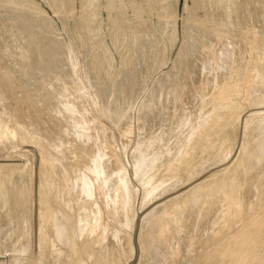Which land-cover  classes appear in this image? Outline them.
I'll return each instance as SVG.
<instances>
[{"label":"rangeland","instance_id":"1","mask_svg":"<svg viewBox=\"0 0 264 264\" xmlns=\"http://www.w3.org/2000/svg\"><path fill=\"white\" fill-rule=\"evenodd\" d=\"M263 12L264 0H0V264H229L232 238L255 214L247 262L264 264ZM240 174L253 187L234 193L238 219L223 203L228 182L214 192L213 182ZM209 182L208 197L192 198Z\"/></svg>","mask_w":264,"mask_h":264},{"label":"bare ground","instance_id":"2","mask_svg":"<svg viewBox=\"0 0 264 264\" xmlns=\"http://www.w3.org/2000/svg\"><path fill=\"white\" fill-rule=\"evenodd\" d=\"M10 1H11V0H10ZM25 1H27V0H25ZM55 1H56V0H55ZM19 2H20V1H19ZM52 2H53V1H52ZM84 2H85V1H84ZM12 3H13V2H12ZM49 3H50V2H49ZM230 3H231V2H230ZM254 3H255V2H254ZM16 4H17V3H16ZM31 4H32V3H31ZM213 4H214V3H213ZM223 4H224V3H223ZM23 5H24V4H23ZM82 5H83V4H82ZM199 5H200V4H199ZM14 6H15V5H14ZM34 6H35V5H34ZM54 6H55V5H54ZM205 6H206V5H205ZM201 7H202V6H201ZM3 8H4V7H3ZM53 8H54V7H53ZM169 8H170V7H169ZM256 8H257V7H256ZM261 8H262V7H261ZM7 9H8V8H7ZM200 10H201V9H200ZM2 11H3V10H2ZM13 11H14V10H13ZM18 11H19V10H18ZM257 11H258V10H257ZM11 12H12V11H11ZM20 13H21V12H20ZM263 13H264V12H263ZM29 14H30V13H29ZM11 15H12V14H11ZM19 15H20V14H19ZM169 15H170V14H168V16H169ZM245 15H246V14H245ZM15 16H16V15H15ZM15 16H14V17H15ZM17 16H18V15H17ZM33 16H34V15H33ZM35 17H36V15H35ZM169 17H170V16H169ZM169 17H168V18H169ZM18 18H19V17H18ZM217 18H218V17H217ZM233 18H234V17H233ZM16 19H17V18H16ZM20 19H21V18H20ZM37 19H38V18H37ZM214 19H215V18H214ZM218 19H219V18H218ZM258 19H259V18H258ZM14 20H15V19H14ZM24 20H25V19H24ZM202 20H203V19H202ZM235 20H236V19H235ZM254 20H255V19H254ZM0 21H1V20H0ZM11 21H12V20H11ZM16 21H20V20H16ZM41 21H42V20H41ZM43 21H44V20H43ZM82 21H83V20H82ZM247 21H248V20H247ZM259 21H260V20H259ZM12 22H13V21H12ZM27 22H28V19H27ZM87 22H88V21H87ZM218 22H219V21H218ZM39 23H40V21H39ZM47 23H48V22H47ZM171 23H172V22H171ZM197 23H198V22H197ZM216 23H217V22H216ZM244 23H245V22H244ZM251 23H252V22H251ZM260 23H261V22H260ZM18 24H19V23H18ZM218 24H219V23H218ZM89 25H90V24H89ZM221 25H222V24H221ZM36 26H37V25H36ZM36 26H35V27H36ZM44 26H45V25H44ZM115 26H116V25H115ZM202 26H203V25H202ZM12 27H13V26H12ZM24 27H25V26H24ZM30 27H31V26H30ZM212 27H213V26H212ZM27 28H28V27H27ZM214 28H215V27H214ZM243 28H244V27H243ZM6 29H7V28H6ZM22 29H23V28H22ZM25 29H26V28H25ZM49 29H50V28H49ZM114 29H115V28H114ZM31 30H32V29H31ZM31 30H30V31H31ZM210 30H211V29H210ZM250 31H251V30H250ZM47 32H48V31H47ZM80 32H81V31H80ZM9 33H10V31H9ZM33 33H34V32H33ZM48 33H49V32H48ZM82 33H83V32H82ZM211 33H212V32H211ZM45 34H46V33H45ZM49 34H50V33H49ZM54 34H55V33H54ZM54 34H53V35H54ZM78 34H79V33H78ZM203 34H204V33H203ZM34 35H35V34H34ZM41 35H42V34H41ZM55 35H56V34H55ZM211 35H212V34H211ZM35 36H36V35H35ZM82 36H83V35H82ZM84 36H85V35H84ZM201 36H202V34H201ZM26 37H27V36H26ZM51 37H52V36H51ZM36 38H37V37H36ZM36 38H35V39H36ZM45 38H46V36H45ZM54 38H55V37H54ZM57 38H58V37H57ZM83 38H84V37H83ZM189 38H190V37H189ZM38 39H39V38H38ZM55 39H56V38H55ZM26 40H27V39H26ZM26 40H25V41H26ZM30 40H31V39H30ZM32 40H33V39H32ZM47 40H48V39H47ZM52 40H53V39H52ZM56 40H58V39H56ZM154 40H155V39H154ZM251 40H252V39H251ZM34 41H35V40H34ZM53 41H54V40H53ZM58 41H59V40H58ZM203 41H204V40H203ZM41 42H42V41H41ZM89 42H90V41H89ZM204 42H206V41H204ZM210 42H211V41H210ZM213 42H214V41H213ZM26 43H27V42H26ZM52 43H53V42H52ZM52 43H51V44H52ZM55 43H56V42H55ZM114 43H115V42H114ZM198 43H199V42H198ZM198 43H197V44H198ZM230 43H231V42H230ZM233 43H234V42H233ZM17 44H18V43H17ZM33 45H35V43H34ZM49 45H50V44H49ZM52 45H53V44H52ZM56 45H57V44H56ZM193 45H194V44H193ZM47 46H48V45H47ZM195 46H196V45H195ZM207 46H208V45H207ZM216 46H217V45H216ZM31 47H32V46H31ZM27 48H28V47H27ZM27 48H25V49H27ZM39 48H40V46H39ZM50 48H51V47H50ZM203 48H204V47H203ZM219 48H220V46H219ZM19 49H20V48H19ZM36 49H37V48H36ZM146 49H147V48H146ZM194 49H195V48H194ZM204 49H205V48H204ZM216 49H217V48H216ZM56 50H59V49L56 48ZM205 50H206V49H205ZM251 50H252V49H251ZM8 51H9V50H8ZM25 51H26V50H25ZM59 51H60V50H59ZM59 51H58V52H59ZM89 51H90V50H89ZM199 51H200V50H199ZM253 51H254V50H253ZM23 52H24V51H23ZM23 52H22V53H23ZM43 52H44V51H43ZM45 52H47V51H45ZM139 52H140V51H139ZM196 52H197V50H196ZM223 52H224V51H223ZM231 52H232V51H231ZM256 52H257V51H256ZM12 53H13V51H12ZM26 53H27V52H26ZM28 53H29V52H28ZM30 53H31V52H30ZM55 53H56V52H55ZM198 53H199V52H198ZM216 53H217V52H216ZM225 53H226V52H225ZM241 53H242V52H241ZM51 54H52V53H51ZM205 54H206V53H205ZM213 54H214V53H213ZM217 54H218V53H217ZM229 54H230V53H229ZM231 54H232V53H231ZM19 55H20V54H19ZM24 55H25V54H24ZM39 55H40V53H39ZM49 55H50V54H49ZM59 55H60V54H59ZM88 55H89V54H88ZM221 55H222V54H221V52H220V56H221ZM235 55H236V54H235ZM41 56H42V55H41ZM46 56H47V55H46ZM54 56H55V54H54ZM136 56H137V55H136ZM144 56H145V55H144ZM209 56H210V55H209ZM232 56H233V55H232ZM250 56H251V54H250ZM252 56H253V55H252ZM51 57H52V56H51ZM186 57H187V56H186ZM210 57H211V56H210ZM218 57H219V56H217V58H218ZM222 57H223V56H222ZM242 57H243V56H242ZM194 58H195V57H194ZM229 58H230V57H229ZM23 59H24V58H23ZM25 59H26V58H25ZM35 59H36V58H35ZM37 59H38V58H37ZM44 59H45V58H44ZM51 59H52V58H51ZM247 59H249V58H247ZM57 60H58V59H57ZM92 60H93V59H92ZM202 60H203V59H202ZM215 60H216V59H215ZM221 60H222V59H221ZM225 60H226V59H225ZM230 60H231V59H230ZM258 60H259V59H258ZM51 61H52V60H51ZM231 61H232V60H231ZM26 62H27V61H26ZM131 62H132V61H131ZM192 62H193V61H192ZM223 62H224V60H223ZM250 62H251V61H250ZM35 63H36V62H35ZM93 63H94V62H93ZM136 63H137V62H136ZM203 63H204V62H203ZM217 63H218V62H217ZM230 63H231V62H230ZM51 64H52V63H51ZM53 64H54V63H53ZM206 64H207V63H206ZM20 65H21V64H20ZM131 65H132V64H131ZM138 65H139V64H138ZM191 65H192V64H191ZM230 65H232V64H230ZM189 66H190V65H189ZM201 66H202V65H201ZM193 67H194V66H193ZM218 67H219V66H218ZM223 67H224V65H223ZM16 68H17V67H16ZM126 68H127V67H126ZM221 68H222V67H221ZM247 68H248V67H247ZM251 68H252V67H251ZM20 69H21V68H20ZM92 70H93V69H92ZM251 70H252V69H251ZM253 70H254V69H253ZM27 71H28V70H27ZM37 71H38V70H37ZM53 71H54V70H53ZM62 71H64V70H62ZM225 71H226V70H225ZM101 72H102V71H101ZM185 72H186V71H185ZM189 72H190V71H189ZM6 73H7V72H6ZM6 73H5V74H6ZM19 73H20V72H19ZM25 73H26V71H25ZM57 73H58V72H57ZM57 73H56V74H57ZM61 73H62V72H61ZM69 73H70V72H69ZM197 73H198V72H197ZM225 73H226V72H225ZM227 73H228V71H227ZM229 73H230V72H229ZM250 73H251V72H250ZM59 74H60V73H59ZM59 74H58V75H59ZM88 74H89V73H88ZM95 74H96V73H95ZM127 74H128V73H127ZM188 74H189V73H188ZM246 74H247V73H246ZM60 75H61V74H60ZM101 75H102V74H101ZM129 75H130V74H129ZM192 75H193V74H192ZM234 75H235V74H234ZM36 76H39V75H36ZM102 76H103V75H102ZM174 76H175V75H174ZM220 76H221V75H220ZM222 76H223V75H222ZM250 76H251V75H250ZM48 77H49V76H48ZM182 77H183V76H182ZM209 77H210V76H209ZM52 78H53V77H52ZM52 78H51V79H52ZM176 78H177V77H176ZM221 78H222V77H221ZM223 78H224V77H223ZM250 78H251V77H250ZM250 78H249V79H250ZM255 78H256V77H255ZM3 79H4V78H3ZM67 79H68V78H67ZM245 79H247V78H245ZM58 80H59V79H58ZM101 80H102V79H101ZM185 80H186V79H185ZM212 80H213V79H212ZM223 80H224V79H223ZM223 80H222V81H223ZM238 80H239V79H238ZM252 80H253V79H252ZM50 81H52V80H50ZM63 81H64V80H63ZM65 81H66V80H65ZM102 81H103V80H102ZM191 81H192V80H191ZM201 81H202V80H201ZM216 81H217V80H216ZM242 81H243V80H242ZM5 82H6V81H5ZM224 82H225V81H224ZM254 82H255V81H253V85H254ZM61 83H62V82H61ZM249 83H250V82H249ZM39 84H40V83H39ZM57 84H58V83H57ZM71 84H72V83H71ZM108 84H109V82H108ZM180 84H181V83H180ZM221 84H222V83H221ZM229 84H230V83H229ZM245 84H246V83H245ZM261 84H262V83H261ZM45 85H46V84H45ZM64 85H65V84H64ZM69 85H70V84H69ZM88 85H89V84H88ZM190 85H191V84H190ZM192 85H193V84H192ZM4 86H5V85H4ZM62 86H63V85H62ZM65 86H66V85H65ZM186 86H187V85H186ZM210 86H211V85H210ZM243 86H244V85H243ZM31 87H32V86H31ZM63 87H64V86H63ZM183 87H184V86H183ZM191 87H192V86H191ZM66 88H68V87H66ZM172 89H173V88H172ZM179 89H180V88H179ZM244 89H245V88H244ZM248 89H249V88H248ZM251 89H252V87H251ZM15 90H17V89H15ZM45 90H46V89H45ZM70 90H71V89H70ZM74 90H75V89H74ZM194 90H195V89H194ZM221 90H222V89H220V91H221ZM246 90H247V89H246ZM28 91H29V90H28ZM47 91H48V90H47ZM203 91H204V90H203ZM222 91H223V90H222ZM222 91H221V92H222ZM249 91H250V90H249ZM5 92H7V91L5 90ZM30 92H31V91H30ZM42 92H43V91H42ZM50 92H51V91H50ZM60 92H62V94H63V91H60ZM171 92H172V91H171ZM209 92H210V91H209ZM74 93H75V92H74ZM183 93H184V92H183ZM213 93H214V92H213ZM216 93H217V92H216ZM219 93H220V92H218V94H219ZM260 93H261V92H260ZM10 94H11V93H10ZM32 94H33V93H32ZM46 94H47V93H46ZM49 94H50V93H49ZM203 94H204V93H203ZM220 94H221V93H220ZM250 94H251V93H250ZM22 95H23V94H22ZM189 95H190V94H189ZM204 95H205V94H204ZM208 95H210V93H209ZM221 95H222V94H221ZM230 95H231V93H230ZM51 96H52V95H51ZM63 96H64V95H63ZM66 96H67V95H66ZM69 96H70V94H69ZM71 96H72V95H71ZM202 96H203V95H202ZM218 96H220V95H218ZM223 96H224V95H223ZM231 96H232V95H231ZM215 97H216V95H215ZM36 98H37V97H36ZM71 98H72V97H71ZM200 98H201V97H200ZM227 98H228V97H227ZM30 99H31V98H30ZM37 99H38V98H37ZM51 99H52V98H51ZM163 99H164V98H163ZM188 99H189V98H188ZM201 99H202V98H201ZM219 99H220V98H218V100H219ZM229 99H230V98H229ZM68 100H69V99H68ZM94 100H95V99H94ZM210 100H211V99H210ZM164 101H165V100H164ZM211 101H212V100H211ZM227 101H228V100H227ZM230 101H231V100H230ZM230 101H229V102H230ZM232 101H233V99H232ZM11 103H12V102H11ZM23 103H24V102H23ZM168 103H169V102H168ZM210 103H211V102H210ZM0 104H1V103H0ZM33 104H34V103H33ZM40 104H41V103H40ZM64 104H65V103H64ZM25 105L28 106L27 104H25ZM25 105H24V106H25ZM42 105H43V104H42ZM66 105H67V104H66ZM75 105H76V104H75ZM193 105H194V104H193ZM217 105H218V104H217ZM4 106H5V105H4ZM6 106H7V105H6ZM12 106H14V105H12ZM52 106H53V105H52ZM62 106H63V105H62ZM72 106H73V105H72ZM196 106H197V105H196ZM201 106H202V105H201ZM189 107H190V106H189ZM206 107H207V105H206ZM217 107H218V106H217ZM219 107H220V106H219ZM223 107H224V106H223ZM228 107H229V106H228ZM0 108H1V107H0ZM3 108H4V107H3ZM3 108H2V109H3ZM72 108H73V107H72ZM78 108H79V107H78ZM202 108H203V107H202ZM213 108H214V106H213ZM224 108H225V107H224ZM230 108H231V106H230ZM27 109H28V108H27ZM52 109H53V108H52ZM203 109H204V108H203ZM203 109H202V110H203ZM210 109H211V108H210ZM219 109H220V108H219ZM222 109H223V108H222ZM18 110H19V108H18ZM61 110H62V109H61ZM197 110H198V109H197ZM199 110H200V109H199ZM3 111H4V109H3ZM9 111H10V109H9ZM65 111H66V110H65ZM72 111H73V110H72ZM74 111H75V110H74ZM194 111H195V110H194ZM203 111H204V110H203ZM211 111H212V110H211ZM43 112H44V111H43ZM75 112H76V111H75ZM75 112H74V113H75ZM79 112H80V111H79ZM204 112H205V111H204ZM209 112H210V111H209ZM3 113H4V112H3ZM6 113H7V112H6ZM40 113H41V112H40ZM51 113H53V112H51ZM62 113H63V112H62ZM77 113H78V112H77ZM80 113H81V112H80ZM180 113H181V112H180ZM197 113H198V112H197ZM218 113H219V112H218ZM222 113H224V112H222ZM226 113H227V111H226ZM66 114H67V113H66ZM71 114H72V113H70V115H71ZM185 114H186V113H185ZM194 114H196V113H194ZM208 114H209V113H208ZM208 114H207L206 116H208ZM210 114H211V113H210ZM216 114H217V113H216ZM0 115H2V114H0ZM7 115H8V114H6V117H7ZM10 115H11V114H10ZM36 115H37V114H36ZM42 115H43V114H42ZM74 115H75V114H74ZM213 115H214V114H213ZM3 116H4V115H3ZM80 116H81V115H80ZM80 116H78V118H79ZM195 116H196V115H195ZM197 116H198V115H197ZM199 116H200V114H199ZM1 117H2V116H1ZM22 117H23V115H22ZM46 117H47V116H46ZM56 117H57V116H56ZM61 117H62V116H61ZM187 117H188V116H187ZM191 117H192V116H191ZM193 117H194V116H193ZM200 117H201V116H200ZM211 117H212V116H211ZM214 117H215V116H214ZM217 117H218V116H217ZM52 118H53V117H52ZM58 118H59V117H58ZM67 118H68V116H67ZM70 118H72V117H70ZM207 118H208V117H207ZM225 118H226V117H225ZM0 119H1V118H0ZM4 119H5V118H4ZM186 119H187V118H186ZM196 119H197V117H196ZM208 119H209V118H208ZM211 119H212V118H211ZM220 119H222V118H220ZM24 120H25V119H24ZM66 120H67V119H66ZM194 120H195V119H194ZM204 120H205V119H204ZM213 120H214V119H213ZM216 120H219V119H216ZM4 121H6V120H4ZM32 121H33V120H32ZM70 121H71V120H70ZM73 121H74V120H73ZM76 121H77V120H76ZM190 121H191V120H190ZM195 121H196V120H195ZM198 121H199V120H198ZM207 121H208V120H207ZM255 121H256V120H255ZM17 122H18V121H17ZM25 122H26V121H25ZM83 122H84V121H83ZM210 122H211V121H210ZM216 122H218V121H216ZM216 122H215V123H216ZM219 122H220V121H219ZM22 123H23V122H22ZM22 123H21V124H22ZM40 123H41V122H40ZM49 123H52V122H49ZM76 123H77V122H76ZM204 123H205V121H204ZM206 123H207V122H206ZM208 123H209V121H208ZM215 123H214V124H215ZM78 124H79V123H78ZM82 124H83V123H82ZM197 124H198V123H197ZM199 124H200V123H199ZM260 124H261V123H260ZM0 125H1V124H0ZM9 125H10V124H9ZM24 125H25V124H24ZM37 125H38V123H37ZM51 125H52V124H51ZM59 125H60V124H59ZM181 125H182V124H181ZM194 125H195V124H194ZM207 125H208V124H206L205 126H207ZM19 126H22V125H19ZM31 126H32V125H31ZM47 126H48V125H47ZM89 126H90V125H89ZM201 126H202V125H201ZM205 126H204V127H205ZM17 127H18V126H17ZM37 127H38V126H37ZM74 127H75V126H74ZM93 127H94V126H93ZM183 127H184V126H183ZM195 127H196V126H195ZM221 127H222V126H221ZM20 128H21V127H20ZM20 128H19V129H20ZM60 128H61V127H60ZM60 128H58V129H60ZM201 128H203V127H201ZM257 128H258V127H257ZM0 129H2V128H0ZM10 129H11V128H10ZM39 129H40V128H39ZM55 129H56V128H55ZM68 129H69V128H68ZM76 129H77V128H76ZM78 129H79V127H78ZM99 129H100V128H99ZM102 129H103V128H102ZM204 129H205V128H204ZM218 129H219V128H218ZM34 130H35V129H34ZM47 130H48V129H47ZM62 130H63V129H62ZM65 130H66V129H65ZM80 130H81V129H80ZM93 130H94V129H93ZM202 130H203V129H202ZM258 130H259V129H258ZM260 130H261V129H260ZM8 131H10V130H8ZM49 131H51V130H49ZM58 131H59V130H58ZM197 131H198V129H197ZM200 131H201V129H200ZM103 132H104V131H103ZM190 132H193V131L190 130ZM259 132H260V131H259ZM2 133H3V132H2ZM8 133H9V132H8ZM46 133H47V132H46ZM66 133H68V132H66ZM186 133H187V132H186ZM196 133H197V132H196ZM257 133H258V132H257ZM14 134H15V133H14ZM23 134H24V133H23ZM41 134H43V133H41ZM57 134H58V133H57ZM187 134H188V133H187ZM200 134H202V133H200ZM50 135H51V134H50ZM72 135H73V134H72ZM74 135H75V134H74ZM95 135H96V134H95ZM170 135H171V134H170ZM195 135H196V134H194V136H195ZM37 136H38V135H37ZM42 136H43V135H42ZM69 136H70V135H69ZM20 137H21V136H20ZM72 137H73V136H72ZM96 137H97V136H96ZM184 137H186V136H184ZM184 137H183V138H184ZM189 137H190V136H189ZM189 137H188V138H189ZM209 137H210V136H209ZM18 138H19V137H18ZM39 138H40V137H39ZM203 138H204V137H203ZM260 138H262V136H261ZM260 138H259V139H260ZM27 139H28V138H27ZM58 139H59V138H58ZM75 139H76V138H75ZM174 139H176V138H174ZM207 139H208V137H207ZM209 139H211V137H210ZM56 140H57V139H56ZM60 140H61V139H60ZM166 140H167V139H166ZM182 140H183V139H182ZM184 140H185V139H184ZM192 141H193V140H192ZM192 141H191V142H192ZM258 141H259V140H258ZM27 142H28V141H27ZM36 142H37V141H36ZM58 142H59V140H58ZM71 142H72V141H71ZM23 143H24V142H23ZM49 143H50V142H49ZM54 143H55V142H54ZM182 143H183V142H182ZM202 143H203V142H202ZM75 144H76V143H75ZM183 144H184V143H183ZM187 144H189V143H187ZM194 144H195V143H194ZM69 145H70V144H69ZM77 145H78V144H77ZM202 145H203V144H202ZM257 145H258V143H257ZM100 146H101V145H100ZM183 146H184V145H183ZM185 146H186V145H185ZM193 146H194V145H193ZM241 146H242V145H241ZM259 146H260V145H259ZM21 147H22V146H21ZM21 147H20V148H21ZM49 147H50V146H49ZM63 147H64V146H63ZM246 147H247V146H246ZM16 148H17V147H16ZM20 148H19V149H20ZM27 148H28V147H27ZM29 148H30V147H29ZM45 148H46V147H45ZM57 148H58V147H57ZM76 148H77V147H76ZM182 148H183V147H182ZM243 148H244V147H243ZM257 148H259V147H257ZM177 149H178V148H177ZM190 149H192V148H190ZM247 149H248V148H247ZM22 150L24 151L23 153L25 154V151H26V150H24V146H23ZM28 150H29V149H28ZM28 150H27V151H28ZM172 150H173V149H172ZM185 150H186V149H185ZM195 150H196V149H195ZM262 150H263V149H262ZM19 151H20V150H19ZM27 151H26V154H27ZM34 151H35V150H34ZM34 151H32V152H34ZM36 151H37V150H36ZM241 151H242V149H241ZM241 151H240V154L243 153V152H241ZM29 152H30V151H29ZM47 152H48V151H47ZM64 152H65V151H64ZM159 152H160V151H159ZM168 152H169V150H168ZM168 152H167V153H168ZM179 152H180V151H179ZM193 152H194V151H193ZM252 152H253V151H252ZM20 153H22V152H20ZM30 153H31V152H30ZM41 153H42V152H41ZM43 153H44V152H43ZM171 153H172V151H171ZM190 153H191V152H190ZM244 153H245V152H244ZM36 154H37V153H36ZM261 154H262V153H260V155H261ZM27 155H28V154H27ZM27 155H26V157H27ZM33 155H34V154H32V155H30V156H33ZM166 155H167V154H166ZM177 155H178V154H177ZM188 155H189V154H188ZM241 155H242V154H241ZM244 155H245V154H244ZM244 155L242 156V158L239 156L240 158H239V159L237 160V162H236V170H237L240 166H241V168L243 167V165H241V164H242V163H245V162H246V159L251 158V157H250L251 152L248 154L247 158H245ZM8 156H9V155H8ZM23 156H24V155H23ZM30 156H29V159L32 158V157L30 158ZM37 156H38V155H37ZM167 156H168V155H167ZM227 156H229V155H227ZM35 157H36V156H35ZM41 157H42V155H41ZM165 157H166V156H165ZM171 157H172V156H171ZM177 157H179V156H177ZM185 157H186V156H185ZM188 157H189V156H188ZM33 158H34V156H33ZM38 158H39V157H38ZM167 158H168V157H167ZM192 158H193V157H192ZM252 158H253V157H252ZM254 158H255V157H254ZM27 159H28V158H27ZM29 159H28V160H29ZM108 159H109V158H108ZM165 159H166V158H165ZM168 159H169V158H168ZM177 159H178V158H177ZM188 159H189V158H188ZM255 159H257V158H255ZM9 160H10V159H9ZM31 160H33V159H31ZM34 160H37V157H36V159H34ZM39 160H40V159H39ZM67 160H68V159H67ZM258 160H259V159H258ZM161 161H162V160H161ZM167 161H168V160H167ZM178 161H179V159H178ZM262 161H263V160H262ZM25 162H26V161H25ZM35 162H36V161H35ZM86 162H87V161H86ZM94 162H95V161H94ZM101 162H102V161H101ZM109 162H110V161H109ZM176 162H177V161H176ZM29 163H30V162H29ZM37 163H38V162H37ZM41 163H42V162H41ZM43 163H44V162H43ZM103 163H104V162H103ZM221 163H222V162H221ZM248 163H249V162H248ZM25 164H26V163H25ZM31 164L34 165V164H36V163L33 164V163L31 162ZM31 164H30V165H31ZM51 164H52V163H51ZM156 164H157V163H156ZM6 165H7V164H6ZM14 165H15V164H14ZM20 165H21V164H20ZM20 165H19V166H20ZM27 165H28V164H27ZM30 165H28V166L30 167ZM32 165H31V166H32ZM36 165H37V164H36ZM42 165H43V164H42ZM53 165H54V164H53ZM154 165H155V164H154ZM233 165H234V164H233ZM259 165H260V164H259ZM259 165H258V166H259ZM263 165H264V164H263ZM49 166L51 167L50 164H49ZM102 166H103V165H102ZM152 166H153V165H152ZM169 166H170V165H169ZM216 166H217V165H216ZM256 166H257V165H256ZM4 167H5V166H4ZM6 167H7V166H6ZM34 167H36V166H34ZM34 167H33V168L31 167V168L34 169ZM66 167H67V166H66ZM100 167H101V165H100ZM106 167H107V166H106ZM113 167H114V166H113ZM234 167H235V166H234ZM244 167H246V166H244ZM18 168H19V167H18ZM25 168H27V167H25ZM48 168H49V167H48ZM181 168H183V167H181ZM181 168H180V169H181ZM207 168H208V166L206 167V170H207ZM226 168H227V167H226ZM249 168H250V167H249ZM261 168H262V167H261ZM0 169H1V167H0ZM4 169H6V168H4ZM19 169H20V168H19ZM35 169H36V168H35ZM49 169H51V168H49ZM161 169H162V168H161ZM168 169H169V168H168ZM245 169H246V168H245ZM247 169H248V168H247ZM257 169H258V168H257ZM27 170H28V169H27ZM44 170L46 171L45 167H44ZM44 170L42 171L43 173H44ZM51 170H52V169H51ZM201 170H202V169H201ZM224 170H225V169H224ZM228 170H229V169H228ZM238 170H240V169H238ZM238 170H237V171H238ZM242 170H243V169H242ZM47 171H49V170H47ZM61 171H62V170H61ZM114 171H115V170H114ZM237 171H236V172H237ZM245 171H247V170H244L243 172H245ZM248 171H250V170H248ZM254 171H255V170H254ZM6 172H7V171H6ZM25 172H26V171H25ZM29 172L34 173L33 170H32V171H29ZM29 172H27V174H28ZM50 172H51V171H50ZM52 172H53V171H52ZM57 172H58V171H57ZM206 172H207V171H206ZM243 172H242V173H243ZM36 173H37V172H36ZM239 173H240V172H239ZM246 173H248V172H246ZM249 173H250V172H249ZM27 174H26V175H27ZM29 174H30V173H29ZM47 174L49 175V173H47ZM47 174H46V175H47ZM50 174H51V173H50ZM53 174H54V173H53ZM59 174H60V173H59ZM64 174H65V173H64ZM66 174H67V173H66ZM16 175H17V174H16ZM18 175H19V174H18ZM51 175H52V174H51ZM51 175H50V177H51ZM56 175H57V174H56ZM61 175H62V173H61ZM103 175H104V174H103ZM222 175H223V174H222ZM248 175H249V174H248ZM255 175H256V174H255ZM30 176L32 177L31 174H30ZM33 176H36V175H33ZM42 176H44V175H41V177H42ZM53 176H54V175H53ZM213 176H214V175H213ZM249 176H251V174H250ZM261 176H262V174H261ZM261 176H260V177H261ZM7 177H8V176H7ZM12 177H13V176H12ZM20 177H21V176H20ZM58 177H59V176H58ZM64 177H65V175H64ZM82 177H83V176H82ZM174 177H175V176H174ZM226 177H227V176H226ZM226 177H225V178H226ZM232 177H233V176H232ZM238 177H239V178H235V177H233V178H231V180H228V179H227L228 181H226V182H224V183H223L224 180L222 181V179H221L220 181H222V184H220V183L217 184L218 181H217V183H216V182H215V183L213 182V184L216 185L215 188L213 187L214 190L208 187L209 184H210V186H211V183H210V182L208 183V185H207V184H206V185H204V184L201 185V183H202V182H201L200 185L198 184L199 186H196L195 188L193 187V189L190 190V191H188V192H192V191H194L193 194H192V198H193V196L196 194V195H195L196 198H194V199H197V200H199V202H200L199 197H204V195L207 193V191H205V190H207V189L209 188V190H213V192H214L215 190H218V187L225 186V185L227 184V182H228V184L226 185V186H228V192L226 191V192H227L226 195H227V194H229V195H227V196L224 195V196H226V197H224V199L226 198V199H225L226 201H225V202L223 201V203H227V204H226V205H227L226 210H228V211H230L231 207H233V213H234V211H235V215H236V217H237L238 219H241V216H242V214H240L241 210H240V212L236 211L237 208H239V206L236 205V207H234V206H235L234 204L237 202L236 197H234V196L237 195V190H238V189H239V191H240V188L243 189V187H244V188L249 187L250 190H251V188H252L253 186H252V187L249 186V183H250V182H248V179H247V178H246L247 180L244 182V179H245V178H244L243 174H240V176H238ZM0 178H2V177H0ZM27 178H28V177H27ZM43 178H44V177H43ZM46 178H47V177H46ZM62 178H63V177H62ZM191 178H192V177H191ZM216 178H218V177H216ZM225 178H224V179H225ZM28 179H29V178H28ZM31 179H32V178H31ZM31 179H30V180H31ZM35 179H36V178H35ZM40 179H41V178H40ZM119 179H120V178H119ZM229 179H230V177H229ZM256 179H257V178H256ZM1 180H2V179H1ZM37 180H38V179H36V181H37ZM41 180H42V179H41ZM44 180H45V179H44ZM56 180H57V179H56ZM62 180H63V179H62ZM252 180H253V179H252ZM6 181H7V180H6ZM24 181H25V180H24ZM36 181H35V182H36ZM82 181H83V180H82ZM194 181H195V180H194ZM220 181H219V182H220ZM1 182L3 183L4 181H1ZM27 182H28V181H27ZM33 182H34V177H33ZM46 182H47V181H46ZM57 182H58V181H57ZM118 182H119V181H118ZM188 182H189V181H188ZM7 183H8V182H7ZM11 183H12V182H11ZM29 183H30V182H29ZM29 183H28V184H29ZM31 183H32V182H31ZM31 183H30L29 186H31ZM44 183H45V182H44ZM60 183H61V182H60ZM204 183H205V182H204ZM32 184H36V183H32ZM258 184H259V183H258ZM262 184H263V183H262ZM23 185H24V184H23ZM40 185H41V184H40ZM44 185H46V183H45ZM51 185H53V184H51ZM66 185H67V184H66ZM254 185H255V184H254ZM0 186H2V184H1ZM29 186H28V187H29ZM47 186H48V184H47ZM47 186H46V187H47ZM54 186H55V185H54ZM54 186H53V187H54ZM206 186H207L208 188H206ZM28 187H24V186H23V189L25 190V188H28ZM33 187H34V185H33ZM259 187H260V185H259ZM29 188H30V187H29ZM55 188H56V187H55ZM65 188H66V187H65ZM249 188H248V189H249ZM256 188H257V187H256ZM260 188H261V187H260ZM176 189H177V188H176ZM176 189H175V190H176ZM226 189H227V188H226ZM257 189H258V188H257ZM262 189H263V187L261 188V190H262ZM13 190H15V189H13ZM26 190L28 191L29 189H26ZM26 190H25V191H26ZM258 190H260V189H258ZM263 190H264V189H263ZM10 191H11V190H10ZM10 191H9V192H10ZM40 191H41V190H40ZM43 191H44V190H43ZM52 191H53V190H52ZM243 191H244V190H243ZM243 191H242V192H243ZM255 191H256V190H255ZM30 192H31V191H30ZM32 192H33V191H32ZM34 192H35V191H34ZM48 192H49V191H48ZM246 192H247V191H246ZM248 192H250V191H248ZM252 192H253V191H252ZM38 193H39V192H38ZM40 193H42V191H41ZM194 193H195V194H194ZM198 193H199V194H202V195L199 196ZM208 193H209V191H208ZM218 193H219V192H218ZM234 193H236V194L234 195ZM250 193H251V192H250ZM15 194H16V192H15ZM19 194H20V193H19ZM42 194H43V193H42ZM51 194H52V193H51ZM89 194H90V193H89ZM197 194H198V195H197ZM203 194H204V195H203ZM209 194H211V193H209ZM223 194H225V193H223ZM247 194H248V193H247ZM254 194H255V193H254ZM259 194H262V193L259 192ZM36 195H37V194H36ZM44 195H45V193L43 194V197H44ZM48 195H49V194H48ZM206 195H207V194H206ZM256 195H258V194H256ZM34 196H35V195H34ZM34 196H33V197H34ZM40 196H42V195H40ZM60 196H61V195H60ZM160 196H161V194H160ZM182 196H183V195H182ZM188 196H190V195H188ZM198 196H199V197H198ZM212 196H213V195H212ZM243 196L245 197V195H243ZM248 196H249V195H248ZM24 197H25V196H24ZM186 197H187V196H186ZM207 197H208V195H207ZM209 197H210V196H209ZM246 197H247V196H246ZM263 197H264V196H263ZM14 198H15V197H14ZM44 198H46V197H44ZM44 198H43V199H44ZM51 198H52V197H51ZM112 198H113V197H112ZM153 198H154V197H153ZM153 198H152V199H153ZM204 198H206V197H204ZM217 198H218V197H217ZM221 198H222V197H221ZM201 199H203V198H201ZM212 199H213V198H212ZM245 199H246V198H245ZM261 199H262V198H261ZM261 199H260V200H261ZM33 200H34V199H33ZM189 200H190V199H189ZM189 200H187V202H184V203H186L185 205H186L187 207H189V206H190V207H191V206H192V207H196V205L198 204V201H196V202H197V204H196L195 200H194V203H193V202H190ZM219 200H220V199H219ZM247 200H248V199H247ZM258 200H259V199H258ZM42 201H43V200H42ZM42 201H39V202H41V204H42ZM153 201H154V200H153ZM171 201H173V200H171ZM178 201H179V200H178ZM191 201H192V200H191ZM241 201H242V200H241ZM21 202H22V201H21ZM35 202H36V201H35ZM43 202H44V201H43ZM109 202H110V201H109ZM117 202H118V201H117ZM149 202H150V201H149ZM205 202H206V201H205ZM220 202L222 203V200H221ZM114 203H115V202H114ZM173 203H174V202H173ZM175 203H176V202H175ZM177 203H178V202H177ZM241 203L244 204L243 202H241ZM247 203H248V202H247ZM252 203H253V202H252ZM257 203H258V202H257ZM261 203H262V201H261ZM25 204H26V203H25ZM53 204H54V203H53ZM147 204H148V202H147ZM168 204H169V203H167L166 205H168ZM171 204H172V202H171ZM181 204H182V203H181ZM199 204H200V203H199ZM115 205H116V203H115ZM174 205H175V204H174ZM178 205H179V204H178ZM178 205H177V206H178ZM224 205H225V204H224ZM248 205H249V204H248ZM29 206H30V205H29ZM47 206H48V205H47ZM113 206H114V205H113ZM179 206H180V205H179ZM179 206H178V208H181V207H182V208H185V207H186V206L183 207V206H184L183 204H182L180 207H179ZM222 206H223V204H222ZM249 206H250V205H249ZM263 206H264V205H263ZM45 207H46V206H45ZM197 207H198V206H197ZM197 207H196V208H197ZM200 207H201V206H200ZM218 207H219V206H218ZM220 207H221V206H220ZM242 207H243V206H242ZM245 207H246V205H245ZM255 207H256V206H255ZM41 208H42V207H41ZM97 208H98V207H97ZM120 208H121V207H120ZM166 208H168V207H166ZM171 208H172V207H171ZM223 208H224V207H223ZM223 208H222V209H223ZM260 208H261V207H260ZM102 209H103V208H102ZM198 209H200V208H198ZM208 209H209V208H208ZM224 209H225V208H224ZM234 209H235V210H234ZM240 209H241V207H240ZM253 209H254V208H253ZM43 210H44V209H43ZM150 210H151V209H150ZM190 210H191V209H190ZM195 210H197V209H194V211H195ZM202 210H203V209H202ZM210 210H211V209H210ZM217 210H218V209L216 208V211H217ZM220 210H221V209H220ZM238 210H239V209H238ZM255 210H256V208H255ZM44 211H45V210H44ZM97 211H98V210H97ZM153 211H154V210H153ZM168 211H169V210H168ZM171 211H172V210H171ZM198 211H199V210H198ZM207 211H208V210H207ZM222 211H223V210H222ZM243 211H244V209H243ZM16 212H17V211H16ZM18 212H19V211H18ZM41 212H42V211H41ZM120 212H121V211H120ZM157 212H158V210H157ZM169 212H170V211H169ZM173 212H174V211H173ZM173 212H172V213H173ZM192 212H193V211H192ZM195 212H196V211H195ZM195 212H194V213H195ZM211 212H212V211H211ZM250 212H251V211H250ZM253 212H254V211H253ZM255 212H256V211H255ZM99 213H100V212H99ZM151 213H152V212H151ZM153 213L155 214V212H153ZM153 213H152L151 215H153ZM188 213H189V212H188ZM194 213H193V214H194ZM196 213H197V212H196ZM225 213H226V211H225ZM242 213H243V212H242ZM44 214H45V213H44ZM156 214H157V213H156ZM158 214H159V213H158ZM158 214H157V215H158ZM162 214H163V213H162ZM167 214H170V213H167ZM183 214H184V213H183ZM183 214H182V215H183ZM190 214H192V213H190ZM214 214H215V211H214ZM220 214H221V213H220ZM227 214H228V212H227ZM250 214H251V213H250ZM252 214H253V213H252ZM263 214H264V213H263ZM45 215H47V214H45ZM45 215H44V217H45ZM99 215H100V214H99ZM149 215H150V214H149ZM164 215H165V214H164ZM164 215H163V216H164ZM172 215H173V214H172ZM175 215H176V214H175ZM182 215H181V217H182ZM197 215H198V214H197ZM202 215H203V214H202ZM212 215H213V214H212ZM235 215H234V216H235ZM255 215H256V214H255ZM255 215H254V217H253L252 219L250 218L251 216L249 215V216H250L249 218H250L251 220L249 221L248 226L245 227L246 229H245L244 226H243V230H244V231L241 232V231L238 229V230L241 232L240 235H238L237 237H236V235H233V236L236 237V238H235V239L232 238V240L234 241L233 243H234L235 246H234L233 244H232V245H233L234 247H236V248H235L236 251L234 252L233 249H232V253H233V254H232V256L229 254V256L232 257V260L234 261L235 264H248V263L250 262V260H251V259H250L249 262H247V261H248V258H249V255H250V251L252 250V249L249 247V244H250L249 241L251 240L252 234H254L255 232H250V233H249V230H251V229L253 228V229H255V231L258 230V232H259L258 227H259L260 224H261V220H260V218H258L259 215H258L257 217H256ZM261 215H262V214H261ZM16 216H17V215H16ZM19 216H20V215H19ZM48 216H49V214H48ZM58 216H59V215H58ZM147 216H148V215H147ZM147 216H146L145 218H147ZM167 216H168V215H167ZM167 216H166V218H167ZM173 216H174V215H173ZM199 216H200V215H199ZM216 216H217V215H216ZM224 216H225V215H224ZM228 216H229V215H228ZM46 217H47V216H46ZM119 217H120V216H119ZM149 217H150V216H149ZM149 217H148V219L150 220ZM161 217H162V216H161ZM164 217H165V216H164ZM177 217H178V216H177ZM189 217H190V216H189ZM262 217H263V215H262ZM19 218H20V217H19ZM98 218H100V217H98ZM152 218H153V217H152ZM157 218H158V217H157ZM159 218H160V217H159ZM210 218H211V217H210ZM219 218H220V217H219ZM242 218H243V217H242ZM93 219H94V218H93ZM167 219H168V218H167ZM184 219H185V218H184ZM187 219H188V217H187ZM192 219H194V217H193ZM220 219H221V218H220ZM220 219H219V220H220ZM222 219H224V218H222ZM246 219H247V218H246ZM65 220H66V219H65ZM68 220H69V219H68ZM180 220H181V219H180ZM45 221H46V219H45ZM47 221H49V219H48ZM47 221H46V222H47ZM52 221H53V220H52ZM144 221H145V220H144ZM152 221H153V220H152ZM152 221H151V223H152ZM154 221H155V220H154ZM154 221H153V222H154ZM199 221H200V220H199ZM204 221H205V220H204ZM209 221H210V220H209ZM236 221H237V220H236ZM242 221H243V220H242ZM21 222H22V221H21ZM145 222H146V221H145ZM145 222H144V223H145ZM148 222H149V221H148ZM173 222H174V221H173ZM196 222H197V221H196ZM149 223H150V222H149ZM154 223H155V222H154ZM168 223H169V222H168ZM181 223H182V222H181ZM192 223H193V222H192ZM205 223H206V222H205ZM215 223H216V222H215ZM220 223H221V221H220ZM220 223H219V224H220ZM238 223H239V222H238ZM114 224H115V223H114ZM142 224H143V223H142ZM146 224H147V223H146ZM157 224H158V223H157ZM165 224H166V223H165ZM175 224H176V223H175ZM193 224H194V223H193ZM207 224H208V223H207ZM43 225H44V224H43ZM43 225H42V226H43ZM54 225H55V224H54ZM143 225H144V224H143ZM152 225H153V223L151 224V226H152ZM154 225H155V224H154ZM167 225H168V224H167ZM171 225H172V224H171ZM180 225H181V224H180ZM197 225H198V223H197ZM46 226H47V225H46ZM157 226H158V225H157ZM157 226H155V227L157 228ZM159 226H161V225H159ZM175 226H177V225H175ZM175 226H174V227H175ZM199 226H201V225H199ZM199 226H198V229H199ZM240 226L242 227L241 224L239 225V227H240ZM52 227H53V226H52ZM163 227H164V226H162L161 230H160V229H159V230L157 229L156 234L154 233L155 231L153 232V229H152V232L154 233V235H153V233H152V235L155 237V238H154L155 240L161 238V236H160L159 233H161L162 231H164V229L167 228V226H165V228H163ZM170 227H171V226H170ZM195 227H196V225H195ZM202 227H204V226H202ZM236 228H237V226H236ZM54 229H55V228H54ZM142 229H143V228H142ZM149 229H150V228H149ZM170 229H171V228H170ZM178 229H179V228H178ZM178 229H177V230H178ZM195 229H196V228H195ZM195 229H194V231H195ZM203 229H204V228H203ZM240 229H241V228H240ZM39 230H40V229H39ZM114 230H115V229H114ZM171 230H172V229H171ZM205 230H206V227H205ZM224 230H225V229H224ZM232 230H233V229H232ZM241 230H242V229H241ZM130 231H131V230H130ZM150 231H151V230H150ZM150 231L148 232V234H144L145 232H142L141 234H139V235H140V236H139V245H140V251H141V252H140V257H138V258H139V260H138L139 263L142 262L141 260L145 257V254H147V252H146V250H145V248H146V247H145V246H146L145 243L148 242V241H150V240H152V238H151L152 235L150 236ZM160 231H161V232H160ZM166 231H167V230H165V232H166ZM175 231H176V230H175ZM192 231H193V230H192ZM198 231H199V230H198ZM198 231H197V232H198ZM202 231H203V230H202ZM202 231H201V232H202ZM253 231H254V230H253ZM40 232H41V231H40ZM103 232H104V231H103ZM203 232H204V231H203ZM260 232H261V230H260ZM104 233H105V232H104ZM166 233H168V232H166ZM166 233H165L164 236H166ZM171 233H172V232H171ZM263 233H264V232H263ZM114 234H115V233H114ZM163 234H164V232L162 233V235H163ZM238 234H239V233H238ZM102 235H103V233H102ZM104 235H105V234H104ZM173 235H174V234H173ZM213 235H214V234H213ZM230 235H231V234H230ZM153 236H152V237H153ZM171 236H172V235H171ZM178 236H179V235H178ZM191 236H192V235H191ZM200 236H201V235H200ZM262 236H264V235L262 234ZM176 237H177V236H176ZM176 237H175V238H176ZM225 237H226V236H225ZM257 237H259V235H258ZM96 238H97V237H96ZM163 238H164V237H163ZM163 238H162V239H163ZM221 238H222V237H221ZM227 238H228V237H227ZM101 239H102V238H101ZM114 239H115V238H114ZM154 239H153V240H154ZM171 239H172V238H171ZM178 239H179V238H178ZM249 239H250V240H249ZM254 239H255V237H254ZM260 239H261V238H260ZM40 240H41V239H40ZM115 240H116V239H115ZM129 240H131V239H129ZM153 240H152V241H153ZM163 240H164V239H163ZM165 240H166V239H165ZM169 240H170V238L168 239V241H169ZM232 240L229 238V241H232ZM43 241H44V240H43ZM159 241H160V240H159ZM170 241H171V240H170ZM229 241H227V242H229ZM254 241H255V240H254ZM261 241L263 242V239H261ZM155 242H156V241H155ZM157 242H158V241H157ZM173 242H174V241H173ZM176 242H177V241H176ZM180 242H181V241H180ZM222 242H223V241H222ZM251 242H252V240H251ZM160 243H161V242H160ZM169 243H170V242H169ZM171 243H172V242H171ZM224 243H226V242H224ZM224 243H223V244H224ZM260 243H261V242H260ZM124 244H125V243H124ZM147 244H148V243H147ZM155 244H156V243H155ZM223 244H222V245H223ZM230 244H231V243H230ZM253 244H254V243H253ZM262 244H263V243H262ZM102 245H103V243H102ZM171 245H172V244H171ZM226 245H227V244H226ZM232 245H231V246H232ZM250 245H251V244H250ZM259 245H261V244H259ZM263 245H264V244H263ZM130 246H131V245H130ZM153 246H154V245H153ZM177 246H178V244H177ZM253 246H255V245H253ZM253 246H251V247L254 248ZM98 247H99V246H98ZM119 247H120V246H119ZM148 247H149V246H148ZM148 247H147V249H148ZM165 247H166V246H165ZM173 247H174V244H173ZM221 247H222V246H221ZM234 247H233V248H234ZM258 247H259V246H258ZM262 247H263V246H262ZM115 248H116V247H115ZM152 248H153V247H152ZM152 248H150V249H152ZM159 248H160V247H159ZM223 248H224V247H223ZM223 248H222V249H223ZM229 248H230V247H229ZM231 248H232V247H231ZM231 248H230V249H231ZM255 248H257V247H255ZM103 249H104V248H103ZM130 249H131V248H130ZM130 249L128 250V251H129V254L131 253V252H130ZM165 249H166V248H165ZM168 249H169V248H168ZM225 249H226V248H225ZM227 249H228V247H227ZM227 249H226V250H227ZM249 249H251V250L249 251ZM260 249H262L261 246H260ZM260 249H258V251H259ZM88 250H89V248H88ZM108 250H111V249L109 248ZM126 250H127V249H126ZM173 250H174V249H173ZM215 250H216V249H215ZM253 250H254V249H253ZM94 251H95V250H94ZM94 251H93V252H94ZM131 251H132V250H131ZM155 251H156V250H155ZM171 251H172V250H171ZM176 251H177V250H176ZM210 251H211V250H210ZM217 251H218V250H217ZM230 251H231V250H230ZM83 252H84V251H83ZM91 252H92V251H91ZM111 252H112V251H111ZM116 252H117V251L115 250V253H116ZM125 252H126V251H125ZM162 252H164V251H162ZM214 252H215V251H214ZM221 252L225 253L226 251L224 252V250H223V251H221ZM252 252H254V251H252ZM252 252H251V253H252ZM262 252H264V250H263ZM108 253H109V251H108ZM112 253H113V252H112ZM171 253H172V252H171ZM218 253H219V252H218ZM223 253H221V254H222L223 257H225V255H223ZM229 253H230V252H229ZM256 253H257V252H256ZM129 254H128V255H129ZM212 254H213V252L211 253V256H213ZM221 254H220V255H221ZM254 254H255V252H254ZM258 254H259V252L257 253V255H258ZM109 255H112V256H113V254H109ZM131 255H133V253H132ZM131 255H130V256H131ZM209 255H210V252H209ZM215 255H216V254H215ZM220 255H219V256H220ZM39 256H40V255H39ZM48 256H49V255H48ZM130 256H129V257H130ZM156 256H157V254H156ZM226 256H228V255H226ZM260 256H261V253H260ZM263 256H264V254H263ZM117 257H118V254H117ZM129 257H128V258H129ZM162 257H163V256H162ZM205 257H206V256H205ZM216 257H217V256H216ZM220 257H221V256H220ZM107 258H108V257H107ZM131 258H132V256H131ZM165 258H166V257H165ZM213 258H214V257H212V259H213ZM225 258H226V257H225ZM250 258H251V257H250ZM252 258H253V257H252ZM259 258H260V257H259ZM259 258H258V259H259ZM45 259H46V258H45ZM90 259H91V257H90ZM109 259H110V257H109ZM117 259H118V258H117ZM258 259H257V260H258ZM215 260H216V259H215ZM218 260H219V258H218ZM221 260L223 261L224 258H223V259L221 258ZM227 260H228V257H227ZM255 260H256V257H255ZM255 260L253 259V262L251 261L252 263H249V264H257L258 262H257V261H256L257 263L254 262ZM85 261H86V260H85ZM116 261H117V260H116ZM129 261H130V260H129ZM146 261H147V260H146ZM233 261L231 262V259H230V262H231V263H233ZM261 261H262V260H261ZM261 261H260V262H261ZM45 262H46V261H45ZM80 262H81V261H80ZM109 262H110V261H109ZM111 262H112V261H111ZM169 262H170V261H169ZM215 262H216V261H215ZM230 262H229V264H231ZM84 263H85V262H84ZM112 263H115V262H112ZM226 263H227V261H226ZM234 263H233V264H234ZM263 263H264V262H263ZM95 264H96V263H95ZM110 264H111V263H110ZM116 264H117V263H116ZM212 264H213V263H212ZM221 264H222V263H221ZM224 264H225V263H224ZM227 264H228V263H227ZM261 264H262V263H261Z\"/></svg>","mask_w":264,"mask_h":264},{"label":"water","instance_id":"3","mask_svg":"<svg viewBox=\"0 0 264 264\" xmlns=\"http://www.w3.org/2000/svg\"><path fill=\"white\" fill-rule=\"evenodd\" d=\"M134 244H135V250H136V251H135V253L137 254V250H138V249H137L136 241H135V243H134ZM136 254H135V256H136V259H137V255H136ZM134 262H135V260H134ZM134 262H133V263H131V264H134Z\"/></svg>","mask_w":264,"mask_h":264}]
</instances>
